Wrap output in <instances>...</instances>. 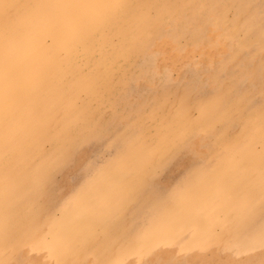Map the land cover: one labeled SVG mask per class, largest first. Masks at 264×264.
Returning <instances> with one entry per match:
<instances>
[{"label":"rangeland","instance_id":"374dc122","mask_svg":"<svg viewBox=\"0 0 264 264\" xmlns=\"http://www.w3.org/2000/svg\"><path fill=\"white\" fill-rule=\"evenodd\" d=\"M0 264H264V0H0Z\"/></svg>","mask_w":264,"mask_h":264},{"label":"bare ground","instance_id":"6f19581e","mask_svg":"<svg viewBox=\"0 0 264 264\" xmlns=\"http://www.w3.org/2000/svg\"><path fill=\"white\" fill-rule=\"evenodd\" d=\"M78 224V223H77ZM30 244V243H29ZM236 260V259H235Z\"/></svg>","mask_w":264,"mask_h":264}]
</instances>
